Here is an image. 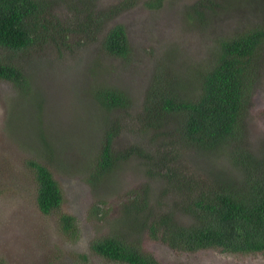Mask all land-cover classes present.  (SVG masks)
Wrapping results in <instances>:
<instances>
[{"label":"rangeland","instance_id":"374dc122","mask_svg":"<svg viewBox=\"0 0 264 264\" xmlns=\"http://www.w3.org/2000/svg\"><path fill=\"white\" fill-rule=\"evenodd\" d=\"M41 1L55 3L52 12L63 15L66 22L73 11L65 3L80 0ZM85 1L94 4L92 11L106 14L100 18V32L74 33L67 46L48 44L19 51L0 48V59L15 63L25 74L23 88L0 80V264H122L89 247L93 239L120 233L121 226H114L113 219L119 218L122 201L144 185L152 189L150 204L156 211L172 208L176 198L161 193V184L148 181L149 160L135 155L120 160L102 179L93 180L92 165L105 129L110 124L119 126L113 152L135 144L154 157L174 155L175 151L159 146L171 136L159 140L141 126L140 113L152 78L162 74L170 80L172 92L191 96L197 91L200 72L214 58L219 40L264 24V0H216L199 23L190 17V7L198 0H164L156 8L146 6L149 0ZM92 15L94 18L95 13ZM79 18L86 20L85 11L80 10ZM115 24L125 28L130 46L127 59L102 49L104 35ZM253 77L241 143L261 155L264 53ZM105 86L124 95L126 107H102L93 92ZM167 146L179 150L173 167L193 173L196 180L209 184L240 180L224 153L205 155L177 144ZM27 158L44 163L59 184L63 200L56 212L43 214L38 209ZM61 213L75 218V238L59 230ZM140 238L162 264H264V254H234L214 248L180 251L144 232Z\"/></svg>","mask_w":264,"mask_h":264},{"label":"trees","instance_id":"16d2710c","mask_svg":"<svg viewBox=\"0 0 264 264\" xmlns=\"http://www.w3.org/2000/svg\"><path fill=\"white\" fill-rule=\"evenodd\" d=\"M163 1L149 0L146 6L156 8ZM54 4L41 0H0V48L19 51L48 44L67 46L66 41L74 33L92 34L95 29L100 32V18L106 14L92 11V2L72 1L67 6L65 3L64 7L73 11L66 22L62 21L63 15L52 12ZM210 4H216V0H198L190 7V17L196 22L201 20L212 7ZM80 10L85 11V21H80ZM101 46L106 54L127 59L130 46L123 24L112 26ZM263 53L261 23L218 41L215 56L200 72L193 95L172 92L170 80L162 74L152 78L140 113L141 126L159 140L171 136L170 141L159 143L161 148L176 152L170 157H154L135 144L113 152L119 126L108 125L92 165L93 180L102 179L120 160L135 155L153 161V164L146 162L150 166L148 181L161 184L160 192L174 195L176 203L170 209L156 211L150 204L153 198L149 185L134 190L122 201L119 218L113 219L114 226H121L120 233L93 239L89 244L93 253L122 264H162L141 244L140 234L144 232L148 238L180 251L214 248L234 254H264V153L258 155L248 150L241 143L240 131L248 113L254 68ZM24 78L19 66L0 59V80L23 88ZM107 87L95 89L94 99L108 110L126 107L125 96ZM168 144L205 155L224 153L237 169L239 182L214 180L215 184H209L196 180L193 173L179 171L180 167H173L179 150ZM25 164L33 172L38 209L43 214L56 212L63 196L53 173L37 158H27ZM57 226L70 239L76 237L72 215L61 213Z\"/></svg>","mask_w":264,"mask_h":264}]
</instances>
